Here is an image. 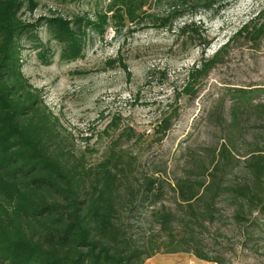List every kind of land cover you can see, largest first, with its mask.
Returning a JSON list of instances; mask_svg holds the SVG:
<instances>
[{"label":"rangeland","instance_id":"1","mask_svg":"<svg viewBox=\"0 0 264 264\" xmlns=\"http://www.w3.org/2000/svg\"><path fill=\"white\" fill-rule=\"evenodd\" d=\"M36 1V9L24 10L23 19L81 17L97 23L110 4ZM225 1L228 5L218 14L200 10L194 16L209 42L204 57L229 45L193 97L181 89L187 70L200 57L199 39L180 45L173 31L188 18L186 10L172 30L154 27L148 20L135 32L110 23L97 35L92 24L85 23L82 54L73 60L60 58L58 43L41 27L34 32L37 37L22 40V71L42 90L45 104L58 119V146L69 164L93 168L111 156L132 176L159 175L172 183L185 175L209 179L216 169L215 177L224 186L254 187L259 201L248 206L223 190L215 201V219L193 232L203 249L221 255L224 264H264V168L258 176L253 169L255 161L264 163V38L257 43L243 37L231 40L264 8V0ZM164 6L162 2L149 11ZM238 89L248 92L240 97ZM169 114L174 117L160 139L159 120ZM166 192L163 203L175 208L174 193L169 188ZM146 264L215 263L178 252L154 255Z\"/></svg>","mask_w":264,"mask_h":264},{"label":"trees","instance_id":"2","mask_svg":"<svg viewBox=\"0 0 264 264\" xmlns=\"http://www.w3.org/2000/svg\"><path fill=\"white\" fill-rule=\"evenodd\" d=\"M162 2L165 9L149 11ZM37 5L36 0H0V264H146L154 255L178 252L224 264L221 255L203 249L193 228L215 219V201L223 190L246 206L259 201L258 191L249 185H222L216 169L209 179L185 175L172 183L159 175L132 176L111 156L93 168L69 164L58 146V119L45 104L42 90L22 71V40L37 37L34 32L44 27L58 43L60 58L73 60L82 54L87 24L97 35L110 23L135 32L148 20L154 27L172 30L186 10L188 18L173 31L180 45L199 39L200 57L187 70L181 89L193 97L229 45L204 57L209 42L194 16L200 10L218 14L227 2L110 0L97 23L81 17L40 16L33 22L22 18L24 10L31 13ZM236 37L252 43L264 38V8L231 40ZM237 92L243 97L248 90ZM173 117L160 118L157 137L165 135ZM263 168L264 163L254 162L256 176ZM167 188L175 195V208L163 203Z\"/></svg>","mask_w":264,"mask_h":264}]
</instances>
